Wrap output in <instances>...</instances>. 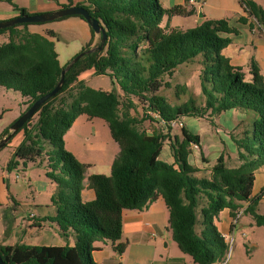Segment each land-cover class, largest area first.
I'll return each mask as SVG.
<instances>
[{
	"label": "trees",
	"instance_id": "obj_1",
	"mask_svg": "<svg viewBox=\"0 0 264 264\" xmlns=\"http://www.w3.org/2000/svg\"><path fill=\"white\" fill-rule=\"evenodd\" d=\"M239 2L264 30V8L254 0ZM72 5L69 1L62 7ZM75 5L84 6L103 25L108 35L104 48L80 58L66 73L61 90L12 137L21 131L24 135L7 164L11 171L20 161L24 165L37 160L46 163V176L57 185L51 197L57 213L51 220L57 222L61 235L67 237L72 231L75 244L0 245L5 264H99L93 258L96 243L121 239L123 211L144 210L159 197L168 207L169 229L181 251L195 264L222 263L228 243L215 224L222 210L229 209L236 218L251 201L244 213L250 214L257 226H264V213L257 208L259 199L251 200L255 174L264 166V76L258 63L251 60L252 79L247 80L243 68L234 66L223 54L231 43L223 33L238 32L227 19H204L187 29L162 26L165 16L191 15L196 8H165L160 0H83ZM14 6L20 15L29 13ZM239 20L247 22L248 18ZM30 24L35 23L0 29V88L20 92L29 101L26 110L54 89L68 64L60 63L55 43L47 35L27 30ZM199 56L203 102L190 96L171 104L159 93L163 86H171L165 76L172 77L180 65ZM90 69L110 76L118 89H97L79 80ZM186 90L187 86L178 85L176 95ZM139 103H147L150 116L140 118L133 113ZM231 109L257 115L242 137L232 135L240 163L227 165L230 151L225 146L211 175L200 177L199 169L189 162L200 136L185 124L181 135H171L174 127L169 122L188 116L208 117L216 126L214 117ZM82 114L105 119L119 145L109 175H87L90 164L65 147V134ZM146 121H155L153 133L144 128ZM7 134L9 128L0 139ZM166 142L172 163L160 158ZM86 188L95 191L94 199H82ZM115 249L122 253L125 244L119 243Z\"/></svg>",
	"mask_w": 264,
	"mask_h": 264
},
{
	"label": "crops",
	"instance_id": "obj_2",
	"mask_svg": "<svg viewBox=\"0 0 264 264\" xmlns=\"http://www.w3.org/2000/svg\"><path fill=\"white\" fill-rule=\"evenodd\" d=\"M1 1L3 0H0V2ZM12 1L13 2L11 3L9 2L8 6L0 5V21L9 20L20 15V11L14 5L24 7L32 14L59 9L63 4H66L69 1L75 5L83 0H50L49 3H43L40 0H32L30 7L21 5L19 0ZM160 1L165 8H171L176 5L185 6L187 9L196 8V13L186 16L196 15L199 18V22H203L204 19H227L231 26L237 28L238 32L223 33V36L231 39L230 45L223 49V54L230 58V61L234 66L243 68L247 80L252 79V75L250 73V62L253 58L258 63L261 73L264 76V30L255 17L248 15L239 0H201L200 2L196 0V3L193 5H190L187 0ZM254 1L264 8V0ZM200 7H202L203 16L199 14ZM242 16H246L248 18L247 22H241L239 20ZM173 22L174 16H172L170 23L167 25L162 22V26L183 28L179 25H175ZM46 23L47 22L41 24H30L27 26V30L47 35L54 43L55 39H58L59 41L61 39L68 40L66 49L73 47V55L70 57L69 61L76 54L83 51L91 40H93L92 45H95L99 40V35L96 33L93 34L90 24L80 16L70 15L65 18L53 20L52 24ZM49 31H53L54 34L48 35ZM64 36L67 38H64ZM55 48L59 54L60 63L62 65L67 64L69 61L64 64L62 63L61 53L56 43ZM182 67L183 66L180 65L175 74ZM94 76L100 75L95 74L94 69H90L82 73L79 76V80H83L87 85L93 87L90 84L92 77ZM101 89L108 90L103 87ZM200 94L201 85L199 88V102H203ZM256 117V113L252 111L244 112L238 109H231L221 113L218 117H214L217 124L216 126L211 124L208 117L199 118L198 125L196 122L197 118L195 117L197 125L194 126V129L189 127L187 119L185 120L184 118V124L188 127V129L200 136L199 150H194L189 157V162L199 169L197 175L200 177L211 175L212 167L216 164L225 146L230 151V155L226 158L227 165L230 167L237 166L240 162L236 157V146L233 142L232 135L242 137L247 124L250 125ZM77 120L78 119H76L74 124ZM71 128L64 136L65 147H67V135L71 131ZM144 128H146L149 133H153V131L157 129L152 126H144ZM171 135H181V133L176 131L174 128ZM23 137V132H19L13 141L10 142V145L15 148L22 141ZM165 146H167L169 150L163 153ZM160 158H163V160L169 163L174 161L168 142L163 145ZM79 160L86 163L81 159ZM38 161L39 160L33 163ZM87 175H89L88 170ZM18 176L21 175H17V178L20 179ZM40 185L42 186L40 188L44 187L41 192L47 195L48 201L43 205H41L42 203L36 202L35 204L38 205L35 207H33L34 205L28 207L25 210V214H23L20 218V220L23 221L22 223L21 221L20 223L16 222V215L12 212L10 214L9 210L11 208L9 206L6 207L9 213L8 219L13 218V222L11 224L8 223V226L11 228L10 232L16 236L14 241H11L10 243H8V241L4 238L0 239V245H14L16 243L46 246L65 245V243H62L60 238V236L63 235L60 233L59 225L57 222L51 220V217H54L57 213L56 207L51 201V197L57 190V185L51 181L50 183L42 181L39 186ZM263 187L264 166L259 168L255 174V181L251 195V200L257 198L259 199L258 206L264 203V193L262 192ZM95 197L96 194L93 189L86 188L82 192V199L84 201H90ZM5 198L7 200V204L9 203V199L14 201V208L12 209L17 210L19 202L13 197L11 191H6ZM250 202L251 201L245 204L244 208L240 211L236 218L231 216L229 209H224L215 219V224L227 242L230 237H234L236 224L239 222V218L243 214H246L244 213V209L250 204ZM31 212H35L36 214L34 219L30 218ZM8 219L6 220L8 221ZM168 219V207L162 197L156 199L148 208L144 210H124L123 233L121 239L115 243L111 241L96 243L97 248L93 251V258L99 264H195L190 255L189 256L192 260L187 256L188 254L183 252L181 254L178 251H174L172 244L174 242H171L170 239L166 238V231L172 235V232L169 229ZM67 240H69V242L66 244H75V236L72 231L68 232ZM172 241L175 240L173 239ZM119 243L125 244V249L122 253L115 249V246ZM226 264H243V262L238 259L234 262Z\"/></svg>",
	"mask_w": 264,
	"mask_h": 264
},
{
	"label": "rangeland",
	"instance_id": "obj_3",
	"mask_svg": "<svg viewBox=\"0 0 264 264\" xmlns=\"http://www.w3.org/2000/svg\"><path fill=\"white\" fill-rule=\"evenodd\" d=\"M43 3H49L50 0H40ZM58 1V0H54ZM9 0H3L0 2L1 6H8ZM13 2V1H12ZM32 0H19L21 5L29 6ZM11 3V2H10ZM172 18V17H171ZM170 17L165 16L163 23L167 25L170 23ZM199 18L195 16L176 15L174 16V24L183 27L184 29L196 27L202 22L198 21ZM53 21H48L46 24H52ZM7 34L1 36V42L5 40ZM64 38H67L64 36ZM61 39V38H60ZM67 41L65 39H55L62 58V63L69 61L73 55V47L67 48ZM100 41V36L99 40ZM97 42V43H98ZM96 43V44H97ZM72 44V43H70ZM199 59L200 56L191 63L182 64V68L172 77L165 76V80L171 83L170 87L163 86L159 93L165 95L171 104L182 103L187 100L190 96H194L199 103ZM180 67V66H179ZM96 88H105L108 90L118 89L116 84L108 75H100L92 77L91 84ZM178 85L187 86L185 92H181L179 96L176 95ZM26 99L20 92L7 89L5 87L0 88V134L19 118V116L26 110L28 104ZM137 110L133 111L138 117L150 116L148 112V105L145 103H139ZM77 122L71 128V131L67 135V147L66 149L71 151L77 158L90 163L91 166L88 169L89 174L101 173L109 175L111 172V166L116 154L119 151V145L113 139L109 125L107 121L100 117L89 118L87 115L82 114L77 118ZM187 119L189 127L194 129V126L199 125V118L192 116L185 117ZM196 119V122H195ZM36 118H34V121ZM184 120V121H185ZM206 123L205 121H203ZM144 126L157 127L154 122L146 121ZM176 131L181 133V127H174ZM15 138V137H14ZM13 138V139H14ZM12 139V141H13ZM169 148L165 146L164 152H167ZM194 150H199V147L193 146ZM14 152L13 146L8 143L0 149V239H6L8 243L14 241L16 235L10 232V226L13 222V218L8 219L9 210L16 215L17 221L20 223V218L25 214V210L28 207H35L38 204H46L47 195L43 194L40 182L45 181L50 183V180L46 176L47 167L43 161L36 163L27 162L26 166L23 161L17 168H13L11 171L8 170L7 164ZM164 157V156H163ZM163 159V158H162ZM20 174V179L17 175ZM6 191H11L13 197L19 202L17 210H14V201L5 198ZM50 203V199H49ZM258 211L264 213V203L258 206ZM8 219V221L6 220ZM15 222V221H14ZM23 221H21L22 223ZM166 238L170 239L173 244L174 251H178L182 254L176 241H172V235L166 231ZM235 242L231 246L228 243V252L231 250V255L227 263L234 262L240 259L243 264H264V226H257L250 214H243L239 218V222L236 224L235 230ZM62 243H67V237L60 236ZM73 241V240H71ZM74 243V242H73ZM190 259L191 257L187 255ZM192 260V259H191Z\"/></svg>",
	"mask_w": 264,
	"mask_h": 264
},
{
	"label": "water",
	"instance_id": "obj_4",
	"mask_svg": "<svg viewBox=\"0 0 264 264\" xmlns=\"http://www.w3.org/2000/svg\"><path fill=\"white\" fill-rule=\"evenodd\" d=\"M197 1L200 2L201 0H197ZM199 14L203 16L202 7L199 8ZM70 15L82 16L90 24L94 32L98 34L99 36H101L100 41L97 44L92 45L89 49L79 52L68 62V64L63 68L62 73H61V78L56 84V86L54 87V89L48 92L47 94L41 96L39 99H37L10 126L9 134H7L6 136L0 139V149L4 147L12 139V137L20 130V128L30 118H32L35 115V113L43 106L44 103H46L50 98L54 97L61 90L62 86L65 83V75L70 70V68L80 58H82L86 54H90L95 51H102L104 48L105 42L108 38L106 30L103 27V25L100 23V21L96 18H92L88 9L80 5L61 7L59 9L48 11V12H39V13H32V14L28 13V14L19 15L9 20L0 21V29H3V28L10 27V26H14L19 23H42V22L53 21L58 18H62L65 16H70ZM0 264H5L1 254H0Z\"/></svg>",
	"mask_w": 264,
	"mask_h": 264
},
{
	"label": "built area",
	"instance_id": "obj_5",
	"mask_svg": "<svg viewBox=\"0 0 264 264\" xmlns=\"http://www.w3.org/2000/svg\"><path fill=\"white\" fill-rule=\"evenodd\" d=\"M187 2L190 5H193V4L196 3V0H187ZM163 123H166V122L163 121ZM169 124H170L171 127H176V126L182 127V125L184 124V118H177V119L171 120L169 122ZM193 146L194 147H199V145H197V144H193ZM192 149H193V147H192ZM18 177H20V176H18ZM35 217H36L35 212H31L30 213V218L34 219ZM234 241H235L234 237H230L227 243H230L231 246H232L234 244ZM230 255H231V250L229 252H227V255H226L224 261L222 263H220V264H226L228 259H229V257H230Z\"/></svg>",
	"mask_w": 264,
	"mask_h": 264
}]
</instances>
